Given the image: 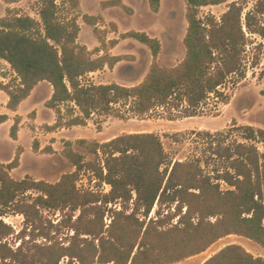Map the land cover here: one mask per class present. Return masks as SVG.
Returning a JSON list of instances; mask_svg holds the SVG:
<instances>
[{
	"label": "trees",
	"instance_id": "1",
	"mask_svg": "<svg viewBox=\"0 0 264 264\" xmlns=\"http://www.w3.org/2000/svg\"><path fill=\"white\" fill-rule=\"evenodd\" d=\"M147 1L150 11L158 13L161 0ZM183 1L186 53L176 66L159 65L161 43L156 37L135 30L121 35L143 44L151 53L148 72L131 86L83 81L104 67L112 69L125 57L107 51L94 57L101 48L89 51L78 44L77 16H62L61 10L65 6L71 11L79 9L80 0H38V19L18 13L0 18V59L15 75L13 81L0 84L8 96L7 109L15 112L42 81L52 88L44 104L54 113V123L45 126L49 132L85 125L94 114L144 119L161 109L174 120L200 116L210 97L227 103L228 97L220 89L230 78L235 77L233 84L245 78L247 34L264 39V0H257L253 10L245 13L244 22V8L235 1L220 21L211 15L202 17L200 8L230 0ZM100 5L132 13L123 0H104ZM81 17L104 47L97 28L103 18ZM110 26L116 29L114 23ZM251 60L252 65L257 64L256 56ZM7 118L0 115V124ZM20 122L16 115L9 131L13 140H17ZM232 125H236L234 120ZM236 128L243 132L244 142L224 144L226 132L200 130L195 134L208 140L212 157L224 164L209 173L201 166V162L208 165L207 160L173 161L155 133H123L105 142L76 140L98 158L94 162H85L72 143L65 141L62 155L74 171L55 183L28 176L12 178L10 171L20 164L21 147L17 148L11 162L0 163V264H59L63 258L67 264H175L230 235L247 238L264 250V153L253 144L264 143V129ZM33 148H38L36 141ZM84 170L99 184L108 185L109 191L80 190L77 181ZM221 181L230 188L222 190ZM131 201L133 211L126 214ZM117 202L122 210L111 211L112 220L105 228L106 207ZM155 204L159 209L175 204V213L169 218L178 216L177 222L167 225L157 217L145 224L136 216L139 211L148 216ZM42 210H67L68 215L52 224ZM12 213L24 219L17 233L3 220ZM64 229L72 232L65 237L66 245L56 236ZM39 237L45 242L38 243ZM10 238L19 240L16 247ZM202 264H264V258L232 243Z\"/></svg>",
	"mask_w": 264,
	"mask_h": 264
},
{
	"label": "rangeland",
	"instance_id": "2",
	"mask_svg": "<svg viewBox=\"0 0 264 264\" xmlns=\"http://www.w3.org/2000/svg\"><path fill=\"white\" fill-rule=\"evenodd\" d=\"M102 0H81V6L75 11L68 10L65 6L61 10L62 16H77V23L80 26V32L77 42L79 45L85 46L89 51L101 48L102 54L109 50H113V54L124 56L125 59L117 63L112 69L103 68L102 70L90 73L83 81L94 84L118 83L120 85L131 86L138 84L145 74L148 72L151 63L150 50L143 44L133 39H123L121 35L127 31H145L152 37L158 38L161 43L158 55V63L160 66L173 67L179 64L185 57V46L183 38L186 33L187 22L185 19V4L183 0H162V11L159 16L152 19L143 9L138 8V12L134 16L123 14L120 10L111 11L108 17L114 19L120 26V29H113L110 23L104 20L97 25L100 36L104 39V47L100 44L98 37L93 31V27L87 25L82 20L84 13L96 15L100 12V2ZM235 1L244 8L241 20L244 22L245 13L253 10L257 0H230L226 3L214 6H206L200 8V15L213 16L220 21L221 15L227 10L230 2ZM38 0H0V18L10 14H26L38 19ZM264 24V15L261 17ZM115 24V23H114ZM100 26V27H99ZM101 26H104L101 28ZM245 31V27L243 28ZM247 45L245 48V78L236 84H233L235 77L228 79L225 85L220 89L227 97V103L219 99L210 97L203 105L200 116L169 120L168 115L161 109L149 114L146 118L137 117L120 119L112 115L94 114L86 121L85 125L59 128L52 132L47 131L46 127L50 121V115L53 111L45 107V101L48 99L46 87L43 85L33 94L31 100L23 105L21 113L26 114L20 117L21 122L18 128L20 134L19 142L10 138L9 131L13 124L12 120L4 124L0 128V163L7 164L14 158L17 148L21 147L20 164L17 168L10 171L12 178L21 180L30 177L35 180H43L49 183L57 182L63 174L74 171V168L62 155V149L65 141H70L74 151L83 156L85 162H94L98 158L89 152L85 147H81L76 143L78 139L95 140L97 142L108 141L123 133H155L160 137L164 150L168 153L173 161H185L200 158L207 160L208 165L201 162V166L205 172L209 173L212 168L223 166L224 164L215 159L208 149V140L195 135L200 130H207L212 133L226 132L224 136V144L233 141L244 142L243 132L238 130L237 126L251 125L254 128L264 129V39L257 35L247 34ZM112 40L116 41L112 45ZM101 53V52H100ZM100 53H96L97 57ZM257 57V64L252 65L251 58ZM9 65V64H8ZM8 65L0 64V84H4L15 79V75ZM4 79V80H3ZM3 99L0 98V106ZM36 108L39 111V120L36 123ZM5 111V110H3ZM121 112L126 115L125 109L121 107ZM54 115V113H53ZM232 120L236 125H232ZM54 122H52L53 124ZM21 129V130H20ZM17 134V135H18ZM36 141L38 148H33V142ZM260 153H264V143L253 142ZM99 159L101 155L98 156ZM77 187L80 190L108 192L109 186L99 184L96 178L89 170L81 172L77 181ZM222 190L230 187L220 182ZM175 204L171 207L163 206L161 209L155 204L148 214L144 216L139 211L136 216L149 222V219L163 218L166 224H175L178 216L171 219L169 215L175 213ZM113 210H122L119 202L108 204L104 215V224L107 228L112 220ZM160 210V215H158ZM133 211V202L131 201L126 209V214ZM78 211L74 212V217L78 215ZM185 213V208L182 209ZM68 215V211L42 210V216L46 221L50 220L52 224H56ZM3 220L10 224L17 233L23 227V217L19 214H8ZM72 234L69 230H62L57 240L65 245L66 235ZM9 242L16 247L19 240ZM15 242V243H14ZM38 243H44L45 239L39 237ZM236 243L245 248L254 256L264 258V250L255 242L236 235L221 238L211 245L205 252L182 262L175 264H201L210 256L218 252L228 244ZM59 264H67V258H63ZM73 264H78L74 262Z\"/></svg>",
	"mask_w": 264,
	"mask_h": 264
},
{
	"label": "crops",
	"instance_id": "3",
	"mask_svg": "<svg viewBox=\"0 0 264 264\" xmlns=\"http://www.w3.org/2000/svg\"><path fill=\"white\" fill-rule=\"evenodd\" d=\"M102 1H104V0H102ZM101 1V2H102ZM101 2H100V4H101ZM123 3L126 5V6H128V7H130L131 9H132V13L131 14H128V13H126V12H124L122 9H120V8H118V7H109V8H101V5H100V12L98 13V14H96V15H100L102 18H103V20L105 21V22H113V23H115V25L117 26V28H119L120 29V26L118 25V23H116L115 21H114V19H112V18H110V17H108L107 16V14L108 13H110L111 11H116V10H120L123 14H125V15H128V16H134L137 12H138V8H141V9H143L147 14H149L150 15V17H151V19L154 17V16H159V14L161 13V11H162V6H163V4H162V0H161V6H160V10H159V12L158 13H156V14H154V13H152L151 11H150V9H149V6H148V1L147 0H123ZM80 6H81V0H80ZM84 14H86V13H84ZM87 15H89V14H87ZM93 16H95V15H93ZM98 25V24H97ZM90 26V25H89ZM100 27V26H99ZM102 27H104V26H101V28ZM79 35V34H78ZM158 39V38H157ZM113 50H109V54L110 55H112V56H115L114 54H113V52H112ZM101 52V53H100ZM99 53V55H102V50L100 51ZM0 64H2V65H8V63L7 62H5L4 60H1L0 59ZM8 67H9V65H8ZM106 68V67H105ZM104 68V69H105ZM13 72V71H12ZM93 73V72H92ZM95 73V72H94ZM13 75H14V73H13ZM45 86L46 87V90H47V97L49 98L50 97V95H51V93H52V88H51V86L47 83V82H45V81H42V82H39L35 87H34V89L31 91V93H30V95L25 99V100H23L20 104H19V106H18V108H17V110L14 112V111H11V110H9V109H7V107H6V104H7V101H8V96L3 92V91H1L0 90V98H2L3 99V103H2V105L0 106V115H3V114H5L8 118H7V120L5 121V122H3V123H1L0 124V128L4 125V124H7V123H9L11 120H12V117H15L16 115L17 116H19V117H24V116H26V114L28 113V112H26V113H24V114H22L21 113V108L23 107V105L25 104V103H27V102H29L30 100H31V98H32V96H33V94L35 93V91H37V89H39L41 86ZM32 109H34L35 111H36V123L38 122V120H39V111L36 109V108H34V107H32ZM3 110H5V111H3ZM193 118V117H192ZM52 122H54V115H53V113L51 112V115H50V121L47 123L48 125H51L52 124ZM21 130V129H20ZM18 134V133H17ZM52 134H54V132H52ZM19 138H20V134H18L17 135V140H15V141H17V142H19ZM195 256H197V255H195ZM195 256H193V257H195ZM193 257H190V258H188V259H191V258H193ZM203 263V262H202ZM201 263V264H202Z\"/></svg>",
	"mask_w": 264,
	"mask_h": 264
},
{
	"label": "built area",
	"instance_id": "4",
	"mask_svg": "<svg viewBox=\"0 0 264 264\" xmlns=\"http://www.w3.org/2000/svg\"><path fill=\"white\" fill-rule=\"evenodd\" d=\"M4 80V79H3ZM5 84V83H4Z\"/></svg>",
	"mask_w": 264,
	"mask_h": 264
}]
</instances>
